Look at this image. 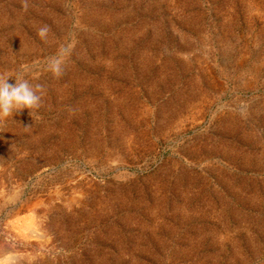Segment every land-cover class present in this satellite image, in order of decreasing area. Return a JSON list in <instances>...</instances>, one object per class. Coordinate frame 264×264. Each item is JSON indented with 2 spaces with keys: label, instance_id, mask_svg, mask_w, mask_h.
I'll return each mask as SVG.
<instances>
[{
  "label": "rangeland",
  "instance_id": "374dc122",
  "mask_svg": "<svg viewBox=\"0 0 264 264\" xmlns=\"http://www.w3.org/2000/svg\"><path fill=\"white\" fill-rule=\"evenodd\" d=\"M26 3L0 74L44 93L0 122V264H264V0Z\"/></svg>",
  "mask_w": 264,
  "mask_h": 264
},
{
  "label": "clouds",
  "instance_id": "9594fccd",
  "mask_svg": "<svg viewBox=\"0 0 264 264\" xmlns=\"http://www.w3.org/2000/svg\"><path fill=\"white\" fill-rule=\"evenodd\" d=\"M27 3L25 0V8ZM47 26L38 29V36L47 39ZM71 48L62 46L56 56L49 58L48 70L57 78L64 73L66 58L70 55ZM14 78V83L9 79ZM44 88L42 85L33 86L23 75L13 77L7 73L0 74V122L23 109L37 110L41 107ZM37 115V112H29V116ZM27 127V126H25Z\"/></svg>",
  "mask_w": 264,
  "mask_h": 264
},
{
  "label": "bare ground",
  "instance_id": "6f19581e",
  "mask_svg": "<svg viewBox=\"0 0 264 264\" xmlns=\"http://www.w3.org/2000/svg\"><path fill=\"white\" fill-rule=\"evenodd\" d=\"M33 226V225H32Z\"/></svg>",
  "mask_w": 264,
  "mask_h": 264
}]
</instances>
